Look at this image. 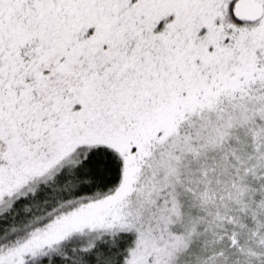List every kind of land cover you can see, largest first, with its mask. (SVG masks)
<instances>
[{"label":"snow or ice","instance_id":"1","mask_svg":"<svg viewBox=\"0 0 264 264\" xmlns=\"http://www.w3.org/2000/svg\"><path fill=\"white\" fill-rule=\"evenodd\" d=\"M0 264H264V0H0Z\"/></svg>","mask_w":264,"mask_h":264}]
</instances>
